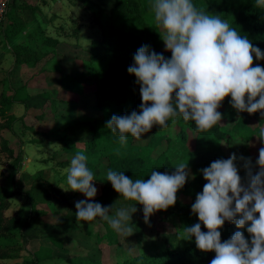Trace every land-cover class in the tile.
<instances>
[{
  "label": "rangeland",
  "instance_id": "1",
  "mask_svg": "<svg viewBox=\"0 0 264 264\" xmlns=\"http://www.w3.org/2000/svg\"><path fill=\"white\" fill-rule=\"evenodd\" d=\"M24 1L26 6L20 9L23 15L28 19L36 18L34 13L38 8L42 29L46 35L59 39L60 43L55 47L42 46L48 55L35 66L18 67L11 47L21 41L23 35L11 43L5 40L3 30L8 18L0 33V93L25 85L32 96L27 105H21L18 116L14 113L18 103L11 108L10 113L17 119H0V125L7 128L3 131L4 137L16 154L23 146L22 163L16 169L13 157L2 150L0 137V202L4 211L0 216L16 215L20 219L11 235L18 243L8 250L0 249V264H26L35 251L44 247L52 248L53 253L52 258L42 264H89L92 259L107 260L121 248L133 251L140 241L174 246L189 242L183 238L184 230L175 227L165 212H155L146 223L143 205L125 200L113 189L106 179L110 170L106 160H101L100 154L89 147L90 121L99 113L93 98L95 82L86 74V59L91 40L101 35L99 26L75 0ZM95 1L102 3L108 11L114 4V0ZM19 4L23 3L19 1ZM163 32L165 34L164 29ZM223 109L222 127L232 136L225 143L226 153L229 158L233 154L236 156L238 169L249 170L245 165L250 161V169L258 172L260 166L256 161L263 146L258 140L243 141L233 133L231 118L239 111L231 101ZM168 125L142 134L139 141L145 143L152 134L163 138L162 145L153 155L157 157L166 152L172 160L173 171L176 164L188 162L186 181L190 182L194 173L189 159L196 149L197 132L190 127H182L178 118L170 119ZM64 138L89 157L88 167L95 178L92 184L97 188L95 197L88 198L79 191H65L60 187L68 188L65 170L70 163L67 160L75 156L69 158L66 155ZM5 194L10 196L5 199ZM80 200L98 202L105 207L114 205L110 215H114L117 208L136 206L137 211L129 222L133 234L117 233L118 245H110L107 241L97 243V234L111 227L99 217L91 222L77 220L75 204ZM190 203L191 192L187 190L172 211H190ZM59 242H62V247Z\"/></svg>",
  "mask_w": 264,
  "mask_h": 264
},
{
  "label": "clouds",
  "instance_id": "2",
  "mask_svg": "<svg viewBox=\"0 0 264 264\" xmlns=\"http://www.w3.org/2000/svg\"><path fill=\"white\" fill-rule=\"evenodd\" d=\"M257 5L264 6V0H257ZM151 10L155 22L165 30L163 40L172 55L166 59L150 52L148 46H141L135 53V63L128 72L140 84L141 111L113 115L106 125L113 133L118 132L121 144L127 143L126 134L139 140L154 125L167 128L168 121L178 116L194 121L198 131H208L220 123L222 114L218 108L229 95L239 112L264 110V68L252 66L253 53L257 60L264 59V53L246 36L242 37L219 15L197 8L193 0H152ZM258 137L264 139V128ZM88 160L83 152H77L65 170L68 188L60 187L95 197L97 188L92 184L95 178ZM235 160L233 154L202 169L207 183L191 208L207 232L201 230V223H196L184 228L183 238L194 237L199 250L214 251L210 264H264V147L259 149L256 163L260 167L255 175L250 161L245 165L249 169L246 186L241 183ZM187 167L188 162H181L172 174L152 171L147 180H133L123 172L108 170L106 179L125 200L143 205L147 223L156 211L175 205L177 193L189 175ZM113 206L80 200L75 204L76 218L91 222L99 217L117 233L130 236L133 228L129 222L136 206L117 208L110 215ZM225 221L234 222L238 229L250 222L247 232L251 242L241 231L221 242L219 229Z\"/></svg>",
  "mask_w": 264,
  "mask_h": 264
},
{
  "label": "trees",
  "instance_id": "3",
  "mask_svg": "<svg viewBox=\"0 0 264 264\" xmlns=\"http://www.w3.org/2000/svg\"><path fill=\"white\" fill-rule=\"evenodd\" d=\"M19 1L23 4H19ZM75 1L90 13L92 21L101 30L100 37L91 40L86 59V74L95 82L96 90L93 98L99 113L95 119L90 121V149L98 152L101 160H106L110 170L123 172L133 180L150 179L152 171L172 174L174 171L170 156L166 152L157 157L153 155L154 151L162 145L163 138L152 134L149 140L141 143L131 134H126L127 143L121 144L118 132L113 133L106 126L113 115H130L133 111L139 114L141 111L140 84L136 82L137 77L128 72V68L135 63L133 57L137 50L141 46H148L150 52L162 54L166 59L171 58L172 53L166 49L163 40V28L154 20L151 10L152 0H114L110 11L95 0ZM193 3L197 8H202L211 15H219L228 21L242 37L246 36L254 47H258L264 53V6H258L257 0H193ZM24 5L26 6L24 0L12 1L8 12V24L3 30V35L8 43L23 35L21 41L11 47L15 65L33 67L48 55L42 46L55 47L60 40L46 35L35 17L32 19L25 17L20 11L25 8ZM257 65L264 68V59L257 60L253 53L252 66ZM31 99L32 96L25 85L16 90L2 91L0 93V119L4 121L17 119L18 117L10 113L11 108L16 103L27 105ZM230 101V95L222 101L218 108L222 115L225 113L223 107ZM261 111L264 110H258L252 114L246 111L239 112L231 118V121L233 133L240 139L248 142L258 140L264 147V139L258 137L260 129L264 128V116L261 115ZM177 118L182 127H190L197 132L196 149L189 159L194 176L190 182L186 181L183 188L178 191L175 203V205L180 203L182 196L189 190L191 192L190 206H192L197 194L202 193L203 186L207 183L202 169L209 167L218 159L229 158L224 146L232 136L223 130L221 121L208 131H198L194 121H185L182 116ZM157 127L158 125H154L151 131ZM4 130L7 128L0 125L2 150L7 152L9 157H13V165L19 169L23 159V146H20L16 154L8 139L4 137ZM64 145L68 157L79 152L67 138H64ZM71 159L67 162L70 163ZM251 172L253 175L257 173L254 170ZM238 174L241 176V183L246 186L249 183L248 170L238 169ZM9 196L10 194H5V199ZM175 205L169 206L167 210L156 212L167 213L170 222L175 227L184 230L185 227L201 223V230L207 232V228L199 221L198 214L192 212V208L190 211L176 212L172 211ZM1 212L4 211L3 204L0 202ZM256 215L258 216V213ZM19 220L16 215L1 214L0 228H3L0 231L1 250L11 249L18 243L11 238V235ZM248 226L250 222L244 228L238 229L234 222L225 221L219 229L221 242L230 239L236 231H241L250 243L251 234L247 232ZM96 241L99 244L103 241H107L110 245L119 244L118 234L111 228L103 233L99 232ZM59 245L62 247V242H59ZM118 252L110 255L107 260L92 259L89 264H210L216 255L214 251L199 250L194 237L189 239V242L177 246L164 242L152 244L140 241L133 251L121 248ZM52 253V248L44 247L35 251L32 259L26 264H42L52 258Z\"/></svg>",
  "mask_w": 264,
  "mask_h": 264
},
{
  "label": "built area",
  "instance_id": "4",
  "mask_svg": "<svg viewBox=\"0 0 264 264\" xmlns=\"http://www.w3.org/2000/svg\"><path fill=\"white\" fill-rule=\"evenodd\" d=\"M12 1L13 0H0V33L7 23L8 12Z\"/></svg>",
  "mask_w": 264,
  "mask_h": 264
},
{
  "label": "crops",
  "instance_id": "5",
  "mask_svg": "<svg viewBox=\"0 0 264 264\" xmlns=\"http://www.w3.org/2000/svg\"><path fill=\"white\" fill-rule=\"evenodd\" d=\"M35 7V6H34ZM34 15L36 16V18H37V20H38V8H37V10H36V12L34 13ZM21 105H23V104H17L15 107H14V109H15V114H16V116H18V111H20L21 110ZM24 106V105H23ZM13 109V110H14ZM13 128H14V126H13Z\"/></svg>",
  "mask_w": 264,
  "mask_h": 264
}]
</instances>
